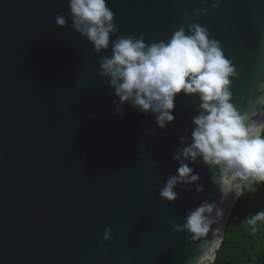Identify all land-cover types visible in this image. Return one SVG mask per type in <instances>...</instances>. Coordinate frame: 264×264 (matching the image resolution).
<instances>
[{
    "label": "water",
    "instance_id": "water-1",
    "mask_svg": "<svg viewBox=\"0 0 264 264\" xmlns=\"http://www.w3.org/2000/svg\"><path fill=\"white\" fill-rule=\"evenodd\" d=\"M212 2L107 6L119 34H143L146 42L167 41L182 24L206 27L240 73L231 102L251 111L264 84V0H222L215 10ZM68 3L0 0V264H195L211 232L192 241L172 222L182 224L201 201L219 202L220 190L202 162L189 166L203 192L177 185V199L167 202L159 187L177 172L172 156L184 146L179 137L190 135L199 99L177 94L175 119L163 130L127 104L117 115L114 90L99 69L116 36L96 53L74 31ZM205 6L206 14L195 15ZM60 14L66 27L55 25ZM228 199L222 242L239 198ZM105 227L112 231L107 241Z\"/></svg>",
    "mask_w": 264,
    "mask_h": 264
},
{
    "label": "clouds",
    "instance_id": "clouds-1",
    "mask_svg": "<svg viewBox=\"0 0 264 264\" xmlns=\"http://www.w3.org/2000/svg\"><path fill=\"white\" fill-rule=\"evenodd\" d=\"M221 2L213 0L212 9ZM68 7L74 31L86 38L96 53L108 50L110 36H116L111 40V55L101 57L99 69L114 90L117 115H125L123 105L127 104L141 114H151L155 125L163 130L175 119L177 94L198 97L200 103L191 120L190 135L179 137L184 146L172 156L179 165L177 172L159 187V194L162 200L172 202L178 196L177 185L185 189L194 186L197 193L203 192L199 174L189 165L202 162L210 171L212 183L221 193L219 202L201 201L185 213L182 224L172 222L175 231H186L192 241L206 239L211 232L207 250L195 260V264H210L222 243L221 225L228 198L233 197L234 203L254 184H264V84L260 85L261 94L252 102L251 111L241 112L231 102L232 79L240 73L226 58L221 43L210 39L206 27L182 24L167 41L146 42L143 34H119L115 13L107 0H69ZM208 10L202 7L195 15ZM183 18L187 20L188 13H183ZM55 25L67 26L63 14L57 15ZM246 222L256 231L258 223L264 222V210L250 215ZM111 236V229L105 227L103 239L107 241Z\"/></svg>",
    "mask_w": 264,
    "mask_h": 264
},
{
    "label": "trees",
    "instance_id": "trees-1",
    "mask_svg": "<svg viewBox=\"0 0 264 264\" xmlns=\"http://www.w3.org/2000/svg\"><path fill=\"white\" fill-rule=\"evenodd\" d=\"M260 210H264V184H254L237 200L212 264H264V222L256 231L246 222Z\"/></svg>",
    "mask_w": 264,
    "mask_h": 264
}]
</instances>
